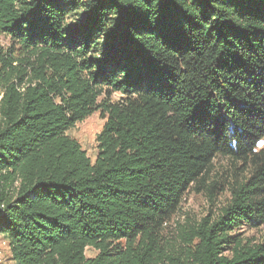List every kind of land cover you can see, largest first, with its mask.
I'll use <instances>...</instances> for the list:
<instances>
[{"label":"trees","instance_id":"obj_1","mask_svg":"<svg viewBox=\"0 0 264 264\" xmlns=\"http://www.w3.org/2000/svg\"><path fill=\"white\" fill-rule=\"evenodd\" d=\"M2 38L14 264H264L236 233L264 228V0H0ZM96 111L92 163L68 131ZM197 187L230 200L172 226Z\"/></svg>","mask_w":264,"mask_h":264},{"label":"rangeland","instance_id":"obj_2","mask_svg":"<svg viewBox=\"0 0 264 264\" xmlns=\"http://www.w3.org/2000/svg\"><path fill=\"white\" fill-rule=\"evenodd\" d=\"M4 47H9V42L2 38L0 40ZM118 97V94H116ZM105 118L102 117L100 111L94 112L84 120L76 123V125L68 131V135L76 139L87 152L92 163L95 162L98 153L97 137L103 129ZM238 167V165H237ZM235 169L233 162H229L226 157H218L214 161L212 180H223L227 176L229 170ZM202 190V192H201ZM217 190V189H216ZM210 193L202 187L193 188L185 194L182 206L174 217L172 226L177 222H195L201 220L207 215L217 214L221 207L225 206L230 200V193L227 191L217 190L214 193L213 200L210 198ZM264 228H251L247 224L241 226L236 231L240 238L248 240L249 242L259 241ZM98 251L93 247L86 249L87 257H94ZM0 264H14L10 256V247L8 240L0 235Z\"/></svg>","mask_w":264,"mask_h":264}]
</instances>
